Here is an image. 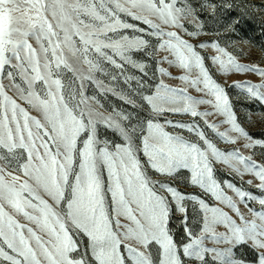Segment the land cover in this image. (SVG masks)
Segmentation results:
<instances>
[{"label": "snow or ice", "instance_id": "6c2138e0", "mask_svg": "<svg viewBox=\"0 0 264 264\" xmlns=\"http://www.w3.org/2000/svg\"><path fill=\"white\" fill-rule=\"evenodd\" d=\"M211 8L216 11L215 5ZM122 14L147 28L127 22ZM188 20L194 21L195 14L186 0H0V264H156L153 246L158 264H184L183 258L188 264H246L234 256L242 244L255 251L254 264H264V198L229 181L222 187L213 167L223 163L241 179L251 174L264 192V163L240 149L221 150L196 122H159L166 113L190 114L204 118L225 143L243 139L245 149H264V141L238 123L200 50H214L211 61L222 73L264 78V68L237 62L218 41L194 44L183 38L180 30ZM128 29L139 34L122 31ZM201 31L197 25L187 35L195 38ZM146 37L155 38V46ZM140 52L167 53L157 64L175 65L183 71L179 80L212 99H196L187 88L161 80L154 91L137 93L141 107L150 112L145 122L132 124L115 108L106 115L97 97L87 95L88 87L135 107L136 101L115 84L123 77L124 83L135 79L143 88L140 79L125 75L127 65L147 75L146 65L133 58ZM158 71L170 75L163 67ZM233 86L264 104V80ZM201 104L212 105L224 117L220 123L229 127L219 131L220 124L209 123L212 113L198 111ZM100 125L122 142L101 141ZM166 127L184 129L193 138ZM180 170H188V182L235 218L166 180L152 179L153 174L174 177ZM188 200L203 213L198 233L188 226ZM250 201L261 210L248 207ZM173 212L183 214L186 241L179 245L169 227Z\"/></svg>", "mask_w": 264, "mask_h": 264}, {"label": "rangeland", "instance_id": "374dc122", "mask_svg": "<svg viewBox=\"0 0 264 264\" xmlns=\"http://www.w3.org/2000/svg\"><path fill=\"white\" fill-rule=\"evenodd\" d=\"M187 4L190 5L194 14L195 20L184 21L185 29L180 30V34L183 38L188 39L192 43H202L207 41H218L220 46L225 48L228 53L235 57L237 62L245 65H257L264 68V0H186ZM211 5H215L216 11L213 12ZM230 6V7H229ZM122 19L129 23L136 24L138 27L147 28V25H143L139 21H133L127 16H123ZM239 20V23L235 24L233 28H229V25H233V21ZM197 25H202L201 34L198 37L192 38L187 35V32L196 31ZM126 31L127 34L137 35L139 33H133L131 29L122 30ZM155 46V38L146 37ZM202 55L205 56V65L209 70L212 78L225 89V92L229 98V102L236 114L238 123L249 133L251 137L257 140L264 141V104H261L257 100H253L248 97L246 91H242L239 88L234 87V82L238 83H255L259 84L264 80L255 73L245 72L236 73L234 71L229 73H222L218 70V66L214 65L211 61V56L216 53L211 48L201 49ZM167 55L164 52H158L154 55H148L146 53H134L133 58L143 62L146 65L145 71L147 75H144L139 69L132 68L130 65L125 67V75H132L137 77L143 82V88H140L137 81L131 80L129 83H124L123 77H120L119 81L115 84L116 90L126 94L131 99L136 101V106L125 103L117 96L111 93L101 94L94 85H91L87 89L88 96H96L100 103L103 105L99 108L100 111L106 115L118 109L129 115L131 120L130 123L138 124L145 122L150 112L147 106L141 107L143 103L140 100L138 92L143 94L147 93L149 89L155 90V86L163 80L166 85L176 88H187V94L196 99H212V97L205 96L204 93L198 92L195 88L185 85L184 82L178 79L183 74V71L177 68L175 65H169L167 62L157 64L162 56ZM163 67L167 70L170 75H162L158 68ZM118 71V70H117ZM7 74V68L5 69V76ZM110 78L105 79V83H109ZM4 83L7 85L8 81L5 79ZM11 95L12 93L9 92ZM29 110L31 115L38 114L29 108L27 105H22ZM197 110L200 112H211L212 115L206 119L209 123L220 124L219 131H225L229 126L221 124L220 122L224 119L215 112L212 105L201 104L197 106ZM39 118V116H38ZM171 119L173 121H181L184 123L196 122L198 123L208 135V138L216 144L218 148L224 151H231L233 149H240L243 155H250L254 160L260 163H264V149L260 146H256L254 149H245L243 144L245 141L240 139L236 144H229L221 141L215 133L207 127L204 123V118L191 117L190 114H172L166 113L163 117L159 118V122L163 123L164 120ZM125 125L129 124V121H123ZM166 130L183 134L186 139H192L191 133H188L184 129H173L166 127ZM99 138L101 141L108 140L112 143L122 142L113 130L100 125L98 129ZM235 135V133H231ZM142 155V154H141ZM214 176L218 182L224 186L225 181L232 182L238 187L243 188L246 191L253 193L257 197L264 198V192L255 187V184L259 183L251 174H245L243 179L236 175L223 163L214 162ZM151 171V170H149ZM190 172L188 170H180L179 174L174 177H160L159 174H153L152 179H163L170 183L173 187H176L179 191L188 194L196 195L197 197L204 199L207 204L213 207L224 208L225 211L229 212L235 218L234 213L231 210L221 205L216 201L210 194L205 193L202 189L192 186L188 182ZM104 179L107 181V173H104ZM253 180V184L249 185L246 182ZM224 191L227 195L232 196L238 201V197L230 190L224 187ZM241 211L248 215L247 208L243 204H238ZM248 207L254 210H261V206L256 201H250ZM188 226L193 228L195 232H199L202 225L203 213L200 210L199 204L195 201L188 200L186 202ZM183 214L179 212H173L172 219L170 221V232L173 235L175 241L179 245L181 241H186V234L184 231V224L182 223ZM21 222H25L21 218ZM223 226H217V231H224ZM208 247L213 245L210 242H206ZM152 251L154 253L153 259L158 264V254L156 253V246H153ZM234 256L238 260H243L246 264H254L256 260L255 251L247 244H242L234 249ZM184 259V264H188V259ZM209 261L211 256L208 257Z\"/></svg>", "mask_w": 264, "mask_h": 264}]
</instances>
